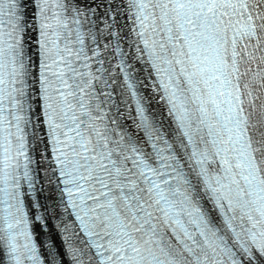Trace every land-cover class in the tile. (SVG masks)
I'll return each mask as SVG.
<instances>
[{
    "label": "snow or ice",
    "instance_id": "6c2138e0",
    "mask_svg": "<svg viewBox=\"0 0 264 264\" xmlns=\"http://www.w3.org/2000/svg\"><path fill=\"white\" fill-rule=\"evenodd\" d=\"M0 264H264V0H0Z\"/></svg>",
    "mask_w": 264,
    "mask_h": 264
}]
</instances>
